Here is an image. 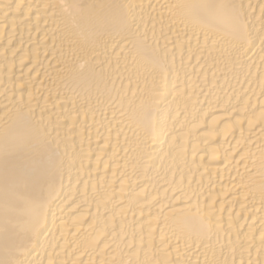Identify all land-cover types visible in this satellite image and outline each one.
I'll list each match as a JSON object with an SVG mask.
<instances>
[{"label":"bare ground","instance_id":"bare-ground-1","mask_svg":"<svg viewBox=\"0 0 264 264\" xmlns=\"http://www.w3.org/2000/svg\"><path fill=\"white\" fill-rule=\"evenodd\" d=\"M0 264H264V0H0Z\"/></svg>","mask_w":264,"mask_h":264}]
</instances>
